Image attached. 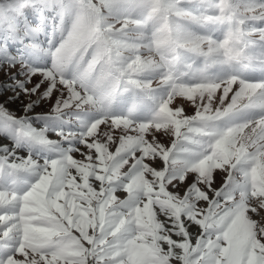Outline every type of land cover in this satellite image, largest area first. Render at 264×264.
Returning <instances> with one entry per match:
<instances>
[{
  "label": "snow or ice",
  "instance_id": "1",
  "mask_svg": "<svg viewBox=\"0 0 264 264\" xmlns=\"http://www.w3.org/2000/svg\"><path fill=\"white\" fill-rule=\"evenodd\" d=\"M0 264H264V0H0Z\"/></svg>",
  "mask_w": 264,
  "mask_h": 264
},
{
  "label": "rangeland",
  "instance_id": "2",
  "mask_svg": "<svg viewBox=\"0 0 264 264\" xmlns=\"http://www.w3.org/2000/svg\"><path fill=\"white\" fill-rule=\"evenodd\" d=\"M0 79H2V77H0Z\"/></svg>",
  "mask_w": 264,
  "mask_h": 264
}]
</instances>
